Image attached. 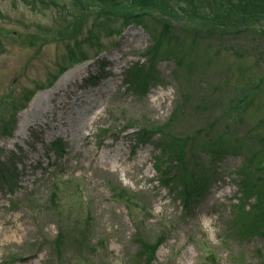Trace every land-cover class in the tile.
I'll use <instances>...</instances> for the list:
<instances>
[{
	"label": "rangeland",
	"instance_id": "374dc122",
	"mask_svg": "<svg viewBox=\"0 0 264 264\" xmlns=\"http://www.w3.org/2000/svg\"><path fill=\"white\" fill-rule=\"evenodd\" d=\"M61 2L0 0V264H264V198L239 190L264 195V31L113 0V20L143 25L109 23L98 52L82 42L102 14ZM72 49L87 61L60 75ZM77 67L17 136L30 102ZM173 139L187 166L161 151ZM158 239L149 259L137 240Z\"/></svg>",
	"mask_w": 264,
	"mask_h": 264
},
{
	"label": "trees",
	"instance_id": "16d2710c",
	"mask_svg": "<svg viewBox=\"0 0 264 264\" xmlns=\"http://www.w3.org/2000/svg\"><path fill=\"white\" fill-rule=\"evenodd\" d=\"M29 10L38 12V8L43 10H57L60 12V8H64L61 0H16ZM70 7L67 11V14L70 17L78 18L82 14L93 12L94 10L99 11L102 14L99 18H96L94 22L90 25L87 30V37L82 43L88 44L87 47L89 48H96L100 49L101 46L97 42V37L107 29L105 27L109 23H120L122 25H136L142 26L144 15L134 13H125L120 15L119 20L116 19L112 13L108 11V9L116 8L113 6V0H69ZM155 1V4H161L166 6L164 10L170 9L168 15H182L185 17H195L199 18L200 20H207L211 23L217 24L220 29L217 33H221L222 35H233L237 36V30L241 31V33H248L249 29H251V25L256 23L258 27L264 31V0H124V5L137 8H145L148 9L149 2ZM169 5V6H168ZM138 10V9H137ZM166 13V11H165ZM257 23H260L257 24ZM166 33V32H164ZM264 32H262V35ZM112 35H117L114 33ZM111 35V36H112ZM259 35V36H262ZM160 42L159 39L156 41V45ZM81 43V44H82ZM98 50V52H100ZM73 56L66 61V66L61 68L59 74L61 75L64 71L72 68L73 66L82 63L86 60L84 54L81 52H75V49H72ZM66 60V59H65ZM133 78H131V82L134 87L141 89L145 83H149L147 78L145 79L141 75H135L132 73ZM130 85V83L128 82ZM167 145L171 147L168 149H161L162 152L166 154L167 157H171L170 159L173 160L179 166H187L185 161V155L182 154L181 148L182 145L180 141L173 139L167 142ZM56 147L57 145L54 144ZM183 151V150H182ZM0 177H4V173L0 170ZM187 176L182 175V179L186 178ZM193 179V175L190 176ZM187 181V180H186ZM240 195L242 199L249 198L248 196L256 191V195L253 194L251 197H257L258 199L264 198V195L261 191L262 188H259L257 185L255 187H250L246 184L239 185ZM201 187V183L198 181L195 182L194 189H198ZM185 189V185H184ZM191 194H187L189 198ZM53 196V195H52ZM182 197V203L185 204L186 198L183 194L180 195ZM53 201V200H52ZM251 213V212H250ZM162 240H157L154 244H147L144 242H138L142 252L148 255V258L151 259L155 254L156 250L158 249L159 245L161 244ZM55 249L59 250L60 246V239L59 237L55 240Z\"/></svg>",
	"mask_w": 264,
	"mask_h": 264
},
{
	"label": "bare ground",
	"instance_id": "6f19581e",
	"mask_svg": "<svg viewBox=\"0 0 264 264\" xmlns=\"http://www.w3.org/2000/svg\"><path fill=\"white\" fill-rule=\"evenodd\" d=\"M114 62H117V60L115 59ZM82 71V69H80L79 67L74 68L72 70H70L69 72H67L66 74H64L62 77H60V79L55 83V85L51 88L50 92H46L42 95H40L39 97L35 98L34 100H32L29 104V107L26 109V111L20 115V120L17 126V133L16 135H19L20 130L24 129L23 128V124L25 122V120L22 119L23 115L26 114L27 112H29V114L37 107L36 105H38L40 102L45 103V101H49V99L55 95V93L59 90L62 89V87H65L67 85L66 80L68 79V73H75V75H78L80 72ZM101 93H96L94 94V98L98 97ZM87 97H91V96H84L83 94H79L77 93L75 96H73L71 99H73V101L76 100H82V99H88ZM68 100V98H65L63 100L64 103H66L63 107H67V105H69L70 103H67L66 101ZM160 106V104H159ZM26 123V122H25Z\"/></svg>",
	"mask_w": 264,
	"mask_h": 264
}]
</instances>
